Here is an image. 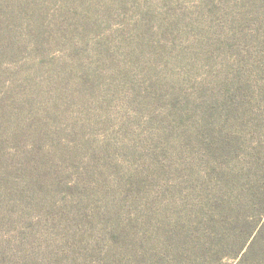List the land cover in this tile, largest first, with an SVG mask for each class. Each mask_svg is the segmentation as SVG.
<instances>
[{
	"label": "rangeland",
	"instance_id": "rangeland-1",
	"mask_svg": "<svg viewBox=\"0 0 264 264\" xmlns=\"http://www.w3.org/2000/svg\"><path fill=\"white\" fill-rule=\"evenodd\" d=\"M263 195L264 0H0V264H264Z\"/></svg>",
	"mask_w": 264,
	"mask_h": 264
},
{
	"label": "trees",
	"instance_id": "trees-1",
	"mask_svg": "<svg viewBox=\"0 0 264 264\" xmlns=\"http://www.w3.org/2000/svg\"><path fill=\"white\" fill-rule=\"evenodd\" d=\"M262 200L259 204L253 205L254 214L256 213L259 215V220H253L252 225L253 228L251 229V232L249 233V238L253 237L254 232L256 231V234L253 237V242H255L259 237H261L264 234V195L261 196ZM259 205V210H255V207ZM252 242V244H253Z\"/></svg>",
	"mask_w": 264,
	"mask_h": 264
}]
</instances>
